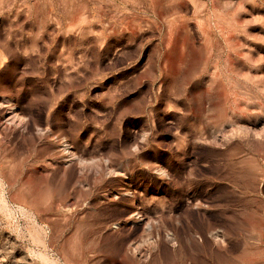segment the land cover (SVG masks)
<instances>
[{
    "label": "rangeland",
    "instance_id": "1",
    "mask_svg": "<svg viewBox=\"0 0 264 264\" xmlns=\"http://www.w3.org/2000/svg\"><path fill=\"white\" fill-rule=\"evenodd\" d=\"M0 264H264V0H0Z\"/></svg>",
    "mask_w": 264,
    "mask_h": 264
}]
</instances>
